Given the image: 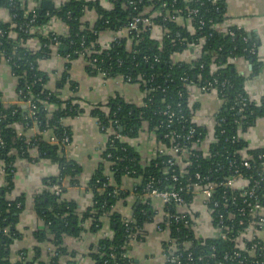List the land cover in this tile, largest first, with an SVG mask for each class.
Here are the masks:
<instances>
[{
    "label": "trees",
    "instance_id": "obj_1",
    "mask_svg": "<svg viewBox=\"0 0 264 264\" xmlns=\"http://www.w3.org/2000/svg\"><path fill=\"white\" fill-rule=\"evenodd\" d=\"M130 1L135 3L130 4ZM164 1L170 3L171 0H141L140 3L138 0H114L111 5L102 4L99 0H66L50 12L67 27V36L58 37L63 44L60 53H69L72 58H75L77 55L74 51L83 49L81 43L89 45L95 42L97 32L117 31L127 24L135 12L151 14L154 10L159 11L160 4ZM177 1L179 6L197 5L195 0ZM9 2L11 5L8 4ZM29 2L31 0H0V6H8L10 11L16 15L12 21L19 25L27 18L28 14L25 12ZM203 2L207 10H201L199 17L205 19L206 24L202 29H196L194 33H190L174 21L164 26L161 15H164L166 11L163 10L161 15L152 18L155 25H161L164 30H167L161 38L162 45L158 39L151 36V31L145 30L140 32L138 37H135L132 32L127 36L117 38L112 41L108 49L96 54L98 65L102 70L108 71L111 76L120 73L129 75L132 78L131 83L139 82L137 84L140 90H147L148 93L141 105L127 102L120 95H115L109 98L104 105H94L89 111L99 127L112 128L123 137L135 138L144 122L150 129L158 126L159 121L164 117L158 115L156 111L163 108L165 104L169 103L174 107L177 102H180L187 115L185 93L179 95L184 91L180 80L183 74L186 73L190 79H196L197 82L214 78L218 81L226 80L228 84L223 91L226 103L218 111L219 116L224 118L221 123V129L224 132L219 133V127L216 126L209 147L210 153L213 155L216 153V155L191 157L190 160L193 163L189 169L191 175L194 172V166L198 165L197 170L204 174L207 168L214 167L215 162L220 160V153L223 154V161L225 157L232 156L237 149L246 146L243 139L232 141V136L237 130V124L233 120L238 116L234 110L230 109V106L234 105L237 108L240 106V97H249L244 89L246 78L237 70L236 61L232 58L246 59L252 66L251 74L257 72L261 66L257 54L259 39L234 24L227 26V32L211 28L207 20L223 21L225 3L223 0L215 2L203 0ZM45 11L36 10V24L43 25L47 22L48 17L45 16ZM88 14L94 18L86 19ZM9 25L8 22L0 21L2 29L6 30ZM193 26L196 28V23H193ZM138 28L141 29L142 26L139 24ZM15 30L17 31L15 39L7 36L0 37V52L2 51L5 56H11L12 60L19 65L17 76H20L22 70L26 72V80L34 95L33 103L36 108L34 114L29 116L27 97H24L20 103L9 106H4L0 99V140L3 142L0 147V160L5 180V184L0 187V264H34L40 253L39 248L35 246L34 250L37 253L30 260H25L24 256H21L20 260L12 262L9 257L11 245L19 238L16 224L25 207L26 199L23 194L16 197L10 196L14 188V161L16 157L31 160L33 158L31 151L34 149L38 154L37 159H48L59 166L57 175L42 179V190L34 196L33 201L36 214L45 224L43 229L35 231V237L38 242L49 240L52 243L54 246L51 258L53 264H56L57 260L67 253L63 245L64 236L77 237L85 229L83 224L87 221L89 231H98L102 225V217L106 215L110 218L113 235L110 238H102L91 246L92 264H130L129 237L125 231L123 217L111 211L115 203L126 195L120 190L122 177L127 175L136 179L137 182L132 191L139 202L133 207L134 223H131L130 227L133 231L139 230V239L143 238V227L152 221L154 215V209L148 200L143 201L140 198L146 183L150 178L161 179L162 182L157 186L160 190L169 189L172 184H175L165 179L167 175L162 172L164 165L161 160L164 157L157 156L147 162H141V157L133 146L112 135L108 137L102 152V158L108 163L111 175L107 176L104 173L103 164H100L93 173L88 181V187L92 191L91 205L79 213L74 201L59 199L53 195L48 189L50 185L58 183L64 192L66 186H63V181L67 180V184L77 183L81 168L65 157L63 146L49 143L41 139V135L40 137L31 136L27 131L35 124L39 132L51 130L56 138L60 139L65 134L72 137L69 127L63 124V120L81 114L83 109L80 107L78 97L70 96L65 99L61 97V90L65 86H69L71 91L76 90V85L70 80L67 69L62 71L55 80L56 91H51L47 87L48 74L36 68L37 60L48 58L51 55L50 39L38 36L39 48L32 52L28 50L26 43L29 35L17 27ZM229 30L234 32L233 36L228 33ZM181 38L184 41H181ZM201 38H204V42L201 43L202 48L199 54L190 60L175 59V54L183 52L187 43L194 41L198 43ZM252 49H255V52H252ZM155 58L157 61H154ZM29 62L34 64L33 70L30 69ZM86 70L90 74H97L87 67ZM37 77H41V81L32 84ZM138 77H140L139 81ZM19 86H24L22 80ZM148 97L150 100H147ZM50 105L53 106L52 109ZM243 114L246 115L243 128L251 125L257 116L264 115V96L255 102L247 101L243 106ZM119 128H121L120 131ZM17 129L22 130L21 135L17 134ZM165 131L166 129L162 126L157 133V138L164 141L162 134ZM198 131L202 137L206 135L207 129L198 127ZM258 151H264V149L249 152L255 155ZM236 157L239 156L236 155ZM252 169L244 171L247 175H255L256 172ZM180 181L184 182V177H180ZM184 197L189 200L190 196L184 195ZM171 234L180 240H191L193 245L190 249L194 254L205 253L209 245H214L218 249L222 244L218 239H205L204 245H201L188 229H181L179 232L171 230ZM123 252L127 253L128 257H123Z\"/></svg>",
    "mask_w": 264,
    "mask_h": 264
},
{
    "label": "built area",
    "instance_id": "obj_2",
    "mask_svg": "<svg viewBox=\"0 0 264 264\" xmlns=\"http://www.w3.org/2000/svg\"><path fill=\"white\" fill-rule=\"evenodd\" d=\"M41 1L42 0H31V2H29L27 11L25 12L28 14L27 18L19 25L12 21L16 16L15 13L11 12L8 6H0V21L10 24L6 30L0 28V37L7 36L10 39L17 38V31L15 30L17 27V29L29 35L26 43L28 45V50L32 52L39 48L38 36L49 38L51 41V55L57 54L63 58L64 71L68 68V63L74 59L69 53L61 54L59 50V46H63V44L58 37L67 36V27L55 16H52L50 10L45 11V16L48 17L47 22L43 25L36 24V10L39 9V12H41ZM113 1L114 0H102L106 5H111ZM211 1L215 2L216 0ZM63 2L65 1H53V9L59 7ZM138 2L140 3L141 0H138ZM129 3L134 4L135 2L130 1ZM8 4L11 5L10 2ZM195 4L197 5L179 6L177 0H171L170 3L168 1L162 2L160 4L161 9L159 11L154 10L151 14L135 12L123 28L117 31L106 30L97 32V39L95 42L89 45L81 43L83 49L74 51L75 55H77L75 58L82 59L87 68L91 69V71H95L104 78H112L117 81H122L123 83L131 84L130 81L132 78L129 75L120 73L111 76L108 71L102 70L98 65L95 55L108 49L112 45L113 40L122 36H127L128 33L132 32L135 37H138L139 33L145 30L151 31V36L158 39L160 45H162L161 38L167 33V30H164L161 25H155L152 22V18L161 15L163 10L166 11L164 15H161L163 25L174 21L179 23L182 27H185L190 33H194L196 29H202L206 24V20L199 17V13L201 10L206 11L207 8L203 0H195ZM133 9L136 8L133 7ZM223 17V21L221 22H214L212 19H208L207 21L210 23L211 28L227 32V26L230 24L227 22L225 15ZM58 22H61L65 26V32L60 33L56 29L55 25ZM193 23H196V28L193 26ZM139 24L142 26L141 29L138 28ZM107 31L111 33V38L109 40H102L101 36ZM228 33L231 36L234 35L232 30H229ZM176 35L179 36V33L176 32ZM132 38L133 36L131 39ZM181 41H184V39L181 38ZM203 42L204 38H201L198 43L195 41L187 43L183 52L175 54V59L187 58L190 60L193 56L199 54L202 48L201 43ZM251 51L255 52V49ZM43 59L46 58L36 61V68L41 71H44L40 67V61ZM232 60L236 61L237 59L232 58ZM154 61H157V58H155ZM0 62L8 66L14 78L15 98L20 103L24 97H27L26 104L29 107L28 115L32 116L36 107L33 103L34 95L31 93L29 83L26 80V72L22 70L20 76H17L19 65L12 60L11 56H5L2 51L0 52ZM29 66L30 69H34V64L32 62H29ZM46 73L48 74V72ZM48 76V84H50V82L53 83V77L50 74H48ZM21 77L22 79L19 80L18 78ZM139 78L140 77L137 78L138 81ZM21 80L24 85L22 87L19 86V84L21 85ZM180 80L184 91L180 92L179 95L181 96L182 93H185L187 115L180 102H177L174 107L168 103L165 104L163 108L156 111L158 115L164 117V119L162 118L159 121L158 126L150 129L147 123L144 122L139 131H147L153 135L156 142L153 158L157 156L164 157L161 163L164 165L162 172L164 175H167L165 179L175 182L169 189L160 190L157 186L162 180L150 178L140 197L143 201L148 200L149 204L154 209V215L150 223H152L158 231L165 230L168 232V236L162 242L164 264H264V240L261 236V232L264 231V217L261 214L263 209L261 191L264 185V151H258L255 155H251L249 152L251 149L244 146L243 148L237 149L232 156L225 157L223 161V154L220 153V160L215 162L214 167L207 168L205 173L201 174L197 170L198 165H196L191 175L189 172L193 164L190 160L191 157L215 156L216 153L213 155L209 151L215 127H219V133L224 132V130L221 129V123L224 121V118L219 116V110L209 116L207 121V123L209 122L211 124L209 128L207 125L196 124L193 120V110L197 103L196 97L200 94L215 93L221 101L222 107V105L226 103L223 91L228 82L226 80L218 81L216 78L212 80L202 79L201 82H197L195 81L196 79H190L186 73L180 77ZM40 81L41 77H37L32 81V84ZM137 83L132 84L139 86ZM51 91L56 90L52 88ZM141 91L143 98L147 97V90ZM147 100H150V98L148 97ZM247 101L255 102L257 99L250 95L249 97H240L239 107L235 108L234 105L230 106V109L234 110L238 116L233 120V122L237 124L236 133L232 136L233 142L242 140L241 131L249 127V125L245 128L242 127L243 120L246 117V115L243 114V106ZM162 126L166 129L162 134L164 141L157 138V133ZM198 127L206 128L207 132L210 129L212 134L211 137L207 136V132L206 135L201 137ZM99 128L106 135V141L108 137L112 135L115 138L124 139L123 136L112 128H105L104 126H100ZM17 130V134L21 135L22 130ZM132 139L133 138H128V141ZM50 141L54 144L63 146L65 149L71 143V137L65 134L59 139L53 134L50 137ZM2 145L3 142L0 140V147ZM236 155L239 157H236ZM0 162V171L4 174L2 161L0 160ZM257 162H259V164H257ZM245 169H252L256 173L255 175H247L244 171ZM220 172H222V175H220ZM213 174H215V176H212ZM180 177H184L185 181H180ZM48 189L59 199H64L62 186L60 184H52ZM184 195H189V200L186 199ZM198 200L203 208V217L207 220L208 225L216 232V235L212 238L198 236L195 233L200 216L190 209V205ZM123 223L125 225V231L128 233L129 245L133 241L141 240L139 239V230L133 231L130 227V224L134 223L132 215L128 218H123ZM181 229H188L191 231L201 245H204L205 239H218L222 244L218 249L214 245H209L205 253L194 254L190 249L193 245L191 240H180L178 237L171 234V230L179 232ZM122 256L128 257V254L123 252Z\"/></svg>",
    "mask_w": 264,
    "mask_h": 264
},
{
    "label": "crops",
    "instance_id": "obj_3",
    "mask_svg": "<svg viewBox=\"0 0 264 264\" xmlns=\"http://www.w3.org/2000/svg\"><path fill=\"white\" fill-rule=\"evenodd\" d=\"M43 1H41L40 6ZM50 1L58 2L59 0ZM100 1L102 4H106L102 0ZM223 1L225 3L227 22L240 26L248 33L255 35L260 41L257 54L261 66L257 72L250 73L252 66L246 59L239 58L236 60L237 70L246 78L244 82L246 93L258 100L264 96V0ZM92 17L91 14H88L86 19L91 20ZM55 27L60 33L66 31L65 26L61 22H58ZM111 36V33L107 31L103 33L101 38L102 40H109ZM40 67L54 79L53 83L50 82L47 85L49 89L55 88V80L63 71V58L60 55L52 54L40 61ZM67 72L70 80L76 85V90L71 91L69 86H65L61 90V97L64 99L70 96L78 97V102L83 112L63 120V124L69 127L72 136L71 143L64 149V155L81 168L77 183L67 184V180L63 181V186H66L63 198L68 201H74L77 204L78 212L81 213L92 203V191L88 187V181L98 166L103 164L104 173L107 176L111 175L108 163L102 158L106 135L100 130L96 119L89 113L91 107L98 104L104 105L109 98L115 95H120L127 102L141 105L143 95L136 84H127L112 78H104L98 74L88 73L84 61L80 58H74L68 63ZM14 91V78L8 66L0 62V96L3 105L9 106L19 103L15 98ZM196 98L197 103L193 110V120L196 124L207 125L209 128L211 125L209 122L207 123L209 116L220 109L221 101L215 93L200 94ZM52 108L53 106L50 105V109ZM27 132L31 136L40 137L39 135H41V139L53 143L50 141V137L53 135L51 130L39 132L34 124ZM211 135L209 129L207 136L211 137ZM241 136L249 149H264V115L257 116L248 128L241 131ZM123 140L127 141L139 153L141 162H147L153 158L156 142L150 132L142 131L132 140L128 141L126 137ZM31 155L33 157L31 160L16 157L14 161V188L10 196L16 197L23 194L26 199L25 207L16 224L19 238L11 245L9 257L12 262L20 260L21 256H24L25 260H30L37 253L34 250L36 246L39 248L40 253L34 264H53L51 258L54 246L49 240L38 242L35 237V231L43 229L45 224L36 214L33 201L34 196L42 190V179L57 175L59 166L48 159H37L38 154L35 149L31 151ZM136 182L137 180L130 176L125 175L122 177L120 190L124 191L126 195L115 203L111 212H116L123 218H128L132 215L134 205L139 202L132 191ZM4 184V174L0 171V187ZM261 192L263 203L261 214L264 217V185ZM190 209L200 216L195 233L198 236L207 238L214 237L216 232L203 217V208L199 200L191 203ZM87 222L83 224L85 229L77 237L64 236L63 245L67 253L62 255L56 264L93 263L90 256L91 246L102 238L112 237L113 230L108 215L102 217V225L98 231H89ZM143 231V238L133 241L128 246L129 257L131 258L130 264H164L162 242L168 236V232L165 230L158 231L150 222L144 225ZM261 236L264 240V231L261 232ZM24 251L25 253H23Z\"/></svg>",
    "mask_w": 264,
    "mask_h": 264
},
{
    "label": "water",
    "instance_id": "obj_4",
    "mask_svg": "<svg viewBox=\"0 0 264 264\" xmlns=\"http://www.w3.org/2000/svg\"><path fill=\"white\" fill-rule=\"evenodd\" d=\"M53 7H54V4L52 1L50 0H44L42 2V5H41V8H40V11L42 10H50L52 11L53 10ZM59 50H62V45L59 46ZM121 130V128H119V131Z\"/></svg>",
    "mask_w": 264,
    "mask_h": 264
}]
</instances>
